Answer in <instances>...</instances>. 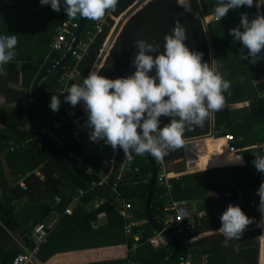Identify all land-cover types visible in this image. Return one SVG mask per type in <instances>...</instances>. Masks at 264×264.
Listing matches in <instances>:
<instances>
[{
	"label": "trees",
	"instance_id": "16d2710c",
	"mask_svg": "<svg viewBox=\"0 0 264 264\" xmlns=\"http://www.w3.org/2000/svg\"><path fill=\"white\" fill-rule=\"evenodd\" d=\"M125 1L126 3L122 6V9L133 0ZM200 2L203 17L213 14L217 0H200ZM260 11L264 12V7ZM244 13H247L251 19L257 14V8L243 6L232 9L220 21L214 20L205 23L202 22L201 15L185 12L183 7L178 6L176 0H152L140 8L124 24L123 30L118 40H116L114 51L111 52L112 54H110L100 71L101 75L110 79L131 75L135 71L132 63L136 51L133 46L134 42L138 39H144L149 43L159 44L158 51L163 52L164 36L170 34L175 21L179 19L186 28L187 39L184 41L186 46L192 51L203 53L202 59L204 61L209 63L215 61L222 65L220 68L225 72L220 71L221 74H223L224 79L227 77L226 80L231 81L229 91L223 93L225 99L222 109L212 113L206 119L203 127H192L195 129L194 133L191 136L184 134V141L199 138L209 132L217 136H212L210 139L213 141L212 150L204 149L205 141H202L204 150L198 154L193 168L206 169L199 166L201 159L213 155L219 148L229 146L227 143L228 135H231L229 142L232 147L240 148L238 154L241 155L245 163L242 159V162L229 164V167L199 170L172 178L170 180L172 188L169 194H166V190L156 183L150 210L160 226H164L165 220L171 214H174L173 209H167L169 196L171 199L180 201L198 196L202 189L210 187L208 177L214 175L220 177L221 182L230 183L223 188L225 195L219 201L224 202L240 195L241 203L239 206L247 216L254 218L261 215L258 211L259 196L257 195L260 176L253 160L255 159V153H261V143L264 138V59H259L255 64L244 60L243 57L247 55L248 50L246 48L241 49L243 45L240 42H234L229 34L230 27L237 21L240 22V17ZM3 16L2 14L0 17ZM107 27L104 25L105 31ZM4 28V24H0V36L4 35ZM50 37L51 33L46 36L48 40L45 41L47 46L45 51L49 48ZM98 41L96 49L100 47L101 39ZM27 48L29 49L25 51L26 54L32 50V47ZM63 52V48L52 52L45 61L43 60V54L47 52H43L36 57L30 55L24 58H20V54L17 53L13 61L0 67V94L6 98L7 104L5 109L0 106V159L4 155L7 168L11 170L16 178L22 177L26 187L24 189L19 184H15L16 181L12 185L4 184L2 187L0 186V222L5 227L4 229L0 228V259L10 262L17 253L22 251L16 245H11L10 248L5 250L4 245L10 243V236L4 231L8 229L12 233L19 234L16 236L28 241L25 234L30 231L32 225L26 231V228L22 229V224L26 223L31 217H34V221L39 222L50 208L49 205H45L41 201V205L38 206L39 202L37 200L39 198L44 195L47 197L46 200H56L53 197L57 195L59 204L62 209H65L73 197L78 194L80 195V202H86L96 197L104 198L103 204L92 214H86L82 205H80L74 208L72 214L66 218L68 223H77L79 230L76 231L78 232L76 236L80 237V241L84 245H90V242L96 237L104 236L106 242L100 241V244H104L105 249L114 250L119 244H123L125 247L124 251H121L122 256L118 257L117 261L115 260L116 262L112 264H118L117 262L128 264L132 260L139 261L140 264H158L168 253L170 242L168 241L167 246L162 248H153L147 242V238L152 235L153 229L147 222L145 208L150 182L149 172L151 170L146 157L133 153V160L125 159L122 161L120 158L122 153L118 151L114 161L111 162L110 157L108 158L109 163L114 165L111 171L112 178L107 181L103 179L105 183L102 185L92 184L102 178L100 174L104 156L89 154L74 149L65 143L60 144L46 130L41 121L39 109L32 94L33 80L43 69L52 65ZM96 52L91 48L89 55L84 54L79 60H77L78 56L75 55L68 58L65 66L72 68L69 65L73 66L78 62L77 67L80 70L75 79L69 80V87L72 84L82 83L93 64ZM261 56H264V50H262ZM14 62H22L19 69H21L25 78H22L20 86H17L18 74L16 70L18 68ZM64 69L65 67L61 66L58 71L45 76L37 83L36 93L39 102L54 126L63 135L82 147L99 148L100 146L97 144L89 142L84 133H74L68 124L59 121L58 118L64 113L54 115L49 107L56 87V78L60 76ZM5 70L7 71L6 75H4ZM10 83L16 86L14 88L8 87L7 85ZM67 84L66 88L68 89ZM248 99L250 100L249 105L245 106L242 101ZM64 105L66 103L61 99L60 106ZM211 118L213 121H211ZM160 119L161 127L170 122V117L162 116ZM86 121L87 118L82 119L81 122L87 126ZM175 151H169L168 153ZM232 152L234 153L233 149ZM176 156L173 155L171 158ZM155 160L157 161V159ZM135 167H137V170ZM210 167L223 166L211 165L207 168ZM29 170L33 173H29ZM36 173H39V175ZM194 180L199 181L193 186L192 181ZM113 183H116L114 188H112ZM38 189L44 191L39 194ZM23 198L30 201L25 202ZM15 201L22 202V204L17 203L12 206L11 202ZM122 201L131 204L130 211L134 215L135 223H137L132 228L133 233H140L139 243L142 242V244L147 245L144 248L148 249L142 254H137L140 245L136 252L127 251L128 243L132 240V237L125 236L124 225L126 220L118 213ZM250 203H254V206H251ZM100 212L106 214L105 225L94 228L93 221H96L97 214ZM194 215L193 222H189L185 229V234L189 237L198 235L201 231L210 227L214 221L209 218L210 215L200 218L196 216V212ZM215 226H220L219 221L216 222ZM254 231L256 234H251L252 236L250 235L249 238L254 239L259 235V228L254 229ZM168 232L176 240V250L167 264H176L174 263L176 256L184 248L180 245V236L177 231L169 229ZM218 239L216 244L210 242L208 237H201L189 243L188 247L193 258L190 264H256V262H251L252 259L257 257L258 248L256 244H246L239 248L235 244H238L241 238L230 240L228 242L230 247L235 246L233 252L232 249L226 248L227 246L224 245V238ZM96 242L95 245L97 246L99 242ZM28 244L31 245L29 241ZM42 246H44L43 250L47 249L50 243ZM42 246L40 250H42ZM52 246L54 245L52 244ZM82 249L85 248L82 247ZM51 251L55 252L54 250ZM229 252L234 254L231 255ZM238 254L242 255L239 256ZM203 255L208 256L207 262L203 263ZM99 263L111 264L106 258H102V262Z\"/></svg>",
	"mask_w": 264,
	"mask_h": 264
},
{
	"label": "clouds",
	"instance_id": "9594fccd",
	"mask_svg": "<svg viewBox=\"0 0 264 264\" xmlns=\"http://www.w3.org/2000/svg\"><path fill=\"white\" fill-rule=\"evenodd\" d=\"M176 2L185 12L192 11L191 0ZM40 3L50 5L56 12L63 7L69 19L79 15L100 21L107 12L116 10L118 0H40ZM243 6L256 7L257 14L251 19L247 13L242 14L239 25L229 29V34L234 42H240L248 50L243 59L255 64L264 59L261 56L264 50V12L260 11L264 0H217L213 15L218 22L229 10ZM186 39V28L177 19L170 34L164 36L163 52L158 51L159 44L144 39L134 42L136 51L132 63L135 71L131 75L110 79L90 70L81 84H72L65 91L67 95L63 100L71 106L84 103L90 140H103L114 151L122 149L129 161L133 160V153L138 156L147 153L163 160L169 151L182 147L186 130L203 127L212 113L222 109L223 93L229 91L231 81L224 79L219 71L222 65L204 61L203 53L186 46ZM78 41H81L80 37ZM17 44L15 35L0 36V67L14 60ZM60 104L59 96L52 95L49 107L54 115L64 113L62 116L68 118L79 117L68 104ZM39 115L42 121L40 112ZM162 116L170 117V122L161 127ZM229 160L242 162V157L229 156ZM253 164L258 172L264 173V153H255ZM257 195L258 211L264 222V181L260 183ZM253 220L239 205L229 204L220 215L219 232L224 236V245L241 238Z\"/></svg>",
	"mask_w": 264,
	"mask_h": 264
},
{
	"label": "crops",
	"instance_id": "0c3cea01",
	"mask_svg": "<svg viewBox=\"0 0 264 264\" xmlns=\"http://www.w3.org/2000/svg\"><path fill=\"white\" fill-rule=\"evenodd\" d=\"M136 1L137 0H133L129 5H127L125 8L122 9V6H124L126 1L125 0H118L116 10L107 12L105 17L100 21H93V20L86 18L84 27L81 30L79 36H80L81 42L83 43V45L86 48V51L84 54L89 55L91 48H93L94 50L97 51L96 55L94 57L93 64L96 61V59L98 58V56L102 50V47L105 45L110 34L112 33L111 27L113 26L114 22H116V21L118 22L121 18V15ZM38 4L40 7L38 6ZM199 4H200V8L202 10L201 2H199ZM35 6H37V7L33 10V8ZM2 14L4 16L0 17V24L1 25L4 24V26H5L3 34L4 35H15V36H17L18 44L16 46L15 51H16V53L20 54V58H24V57H27L30 55H31V57H36V56L41 55L43 52H47L46 54L45 53L43 54V60L45 61L48 59V57L51 55L52 52L59 51V49H53L51 47V41L55 38V36L58 32V27H59L62 19H64L66 17V13H65L63 7H61V10L59 12H56V11L51 9L50 5H41L40 0H0V16ZM213 17H214L213 14L207 15L206 17H203L204 22L206 23V19L213 18ZM1 19L5 20V22L1 21ZM81 19H82V17H80L79 15L75 18V20L78 21L79 23H80ZM96 23H103L104 25L108 26L107 30L105 31L106 28H103L104 29L103 32L95 33L93 30V27ZM89 30L93 31V36L91 38L88 37V31ZM50 33H51V37H50L51 41H50L49 46H48L49 48L47 49V51H45L47 48L45 41L48 40L46 38V36ZM120 33L121 32H118L115 34L114 39L109 44L107 52L104 55V57L106 59L103 58L102 63L99 65V67L96 71L100 72L101 69L104 67L108 57L110 56V54H112L111 52L114 51L116 40H118ZM100 39H101V42L99 45L100 47H98V49H96V43L99 42L98 40H100ZM41 44H42V48L40 50L37 49ZM27 47H32V50L28 51L26 54L25 51L29 49ZM35 47H36V49H34ZM31 52H32V54H31ZM84 54L75 55V56H78L77 60H79ZM67 61L65 63H63L61 66H64L65 69H74L77 72V76H78V73L80 72V70L77 67L78 62H76L75 65H73V66L67 64V65L72 67V68H69L68 66H65ZM14 64H16L17 68H18V70H16L17 74H18L17 86H20L22 83V78H25V75L22 73L21 69H19L22 62H14ZM93 64H92V66H93ZM61 66H60V68H61ZM92 66H91V68H92ZM91 68H90V70H91ZM58 70H56V71H58ZM62 73L63 72H61L60 76H57V78H56V87L54 90V95H58L59 97H60L61 74ZM6 74H7V71L5 70L4 75H6ZM69 84H70V81H68V84H67L68 87H69ZM7 86L14 88L16 85L13 83H10ZM10 100H12V99H10ZM64 102H65V100H64ZM65 103L68 104L71 108H73L74 112L77 115H80V113H81V110L79 107L80 103L78 105H76L75 107L71 106L67 102H65ZM0 106H2L4 109L7 106L6 98L2 94H0ZM78 118H80V117H78ZM58 120L68 124L70 126V129L72 131H74V133H76V132L84 133L86 135L87 139L89 140V142L95 143L98 146H100L99 148H93V149H98V150L99 149H107L106 147L100 145L99 143L93 142L92 140L89 139L90 129L86 125H84L83 122H81L82 119L80 121V120H76L73 118H68L66 116H60L58 118ZM211 121H213L212 118H211ZM211 127H212V123H211ZM48 131L53 136L55 135L51 130H48ZM194 131H195V129L191 128V130H186L184 134L191 136L192 133H194ZM208 136L217 137L212 132H209V133L199 137L198 139L194 140L195 150H190V149L185 150L186 148H184L182 145V147L177 149L175 152L168 153L166 156H164L163 160H157V161L155 160L157 172L160 173V172L164 171L166 173H171L172 178H177L178 176L183 175V174L196 172L199 170L211 169V168H206V169H199L198 168L197 169V168H193V166H192L193 162L196 164L198 154L202 150H204L203 149V142H202L203 138L208 137ZM188 141H193V139L192 138L187 139L184 141V143H187ZM227 143L229 145L228 139H227ZM230 146H232V145H230ZM230 146H228V148H230ZM84 148H86V147H84ZM120 152L122 153L120 158L122 161H124L126 158L123 155V151H120ZM107 155H110V154L103 155L104 157L102 159L101 174H100L102 177L101 179H104L106 181L108 179L112 178L111 177V171H112V168L114 166L113 164L111 165L109 163V160L107 159ZM173 155H177V156L174 158H171ZM237 155H240V154H237ZM143 156H145V155H143ZM0 160H1V162H0V171H1L0 186L1 187L4 184L12 185V184H14L15 181H16L15 184H19V185H20V183H23V184L25 183L23 181L22 177L16 178V176L11 172V170H9L7 168L4 155L1 156ZM146 160H147V157H146ZM147 162H148V160H147ZM243 162L245 163L244 159H243ZM244 163H242V164H244ZM149 165H150V163H149ZM232 166H234V165H232ZM225 167H229V166L213 167V168H225ZM150 168H151V166H150ZM135 169L137 170V167H135ZM30 172L33 173L31 170H29V173ZM36 174L39 175V173H36ZM149 176H151V170L149 172ZM40 178L43 180V177L41 175H40ZM113 178H114V176H113ZM170 180H169V182L171 183ZM198 181L199 180L192 181V185L194 186ZM96 183H97V181L93 182L92 184H96ZM208 184L210 185V187H208V188L205 187L204 189H202V191L198 193V196H194L192 198L190 197L189 199L182 200V201L187 203V206L190 208V211L192 213L193 219L195 217V215H194L195 212H196V216L198 218L208 216V215L211 216L209 218H212L214 220L212 222L213 224H211V226L208 227L207 229L203 228L204 231H201L198 234V238H201V237L207 238L208 237L210 239V242H212L213 244H216V243H218L216 241L219 239H218V237H213V235H214V233H219V227L220 226L216 227L215 225H216L217 221H219V223H220V215L222 214V212L224 210H226V209H221L219 206H221L224 202L233 200L234 198L231 200H225L224 202L219 201L225 195L223 192V188L230 183L229 182H221L220 177H218L217 175L209 176L208 177ZM100 185H102V184H100ZM158 186L165 189L164 186H161L159 184H158ZM171 188H172V185H171ZM37 191L39 192V194H41V191H44V190L38 189ZM169 192H167V190H166V194H169ZM46 198L47 197L43 195V197L39 198V200H37V201L39 202L38 206L41 205L40 201L44 202L45 205L50 206V208L48 209L46 214L39 221V222L46 223L50 228L51 234H50L49 242H47V243H50V246L44 250H43L44 246H42V250H40L39 255L36 256L37 259L33 261V264H100L99 262H102V258L108 259L109 263L112 264V263L117 261L118 257L122 256L121 251H124V248H125L124 245L119 244L117 246V248H115L114 250L113 249L107 250L104 248V246H105L104 244L103 245L100 244L101 243L100 241L106 242L104 236L96 237L93 241L90 242V245H84L83 242L80 241V237L76 236L78 234V232H76V231L79 230L77 223H68L66 221L67 216L71 215L72 213L71 214L65 213V209H62L61 205L58 202L59 198L57 197V195L53 197V198H56V200H46ZM79 198H80V195L76 194L73 197V199L70 201V203H68V205L66 207L70 206L71 210L73 211L74 208L82 205V208L85 210L86 214H92L93 211H95L98 207H100L101 204H103V202H104V200H103L104 198H101V197H96V198L88 200L86 202H80ZM23 201L29 202L30 200H28L27 198H23ZM45 201H47V202H45ZM171 201H179L180 202V200L171 199L169 196V198L167 199V204ZM122 202H125V201H122ZM17 203L22 204V202L15 201V202H11V205L14 206ZM121 204H120V206H121ZM201 212H204V213L200 214ZM105 219H106L105 217H103V216L99 217L97 215L96 221H93V227L97 228L98 226L105 225V222H106ZM193 219L190 222H193ZM35 222H37V221H34V217H31L30 219L27 220L26 223L22 224V229L26 228V231H28L30 229L31 225H33ZM135 224H137V223H135ZM259 224H260V222H259ZM0 228H2V229L5 228L1 222H0ZM4 232L6 234H8V236H10V243L9 244L6 243L4 245L5 250L10 248L11 245H16L18 248H20L22 250L21 252H23L29 246L27 240H23L22 237L20 238L19 236H16L19 234L12 233V231H10L8 229H6ZM13 234H15V235H13ZM133 234L135 236H137L139 239L140 233H136V234L133 233ZM208 235H210V236H208ZM243 238L244 237L242 236L241 239H243ZM95 241L99 242L97 244V246L95 245ZM52 244L54 246H52ZM246 244H253V242L247 243L243 240L242 242L240 241L238 243V245H235V246L241 248V247L245 246ZM145 246H147V245L142 244V242H141L140 247H139L140 250L137 252V254H142L143 252H145L148 249V248L147 249L144 248ZM82 247H84L85 249H82ZM51 250H54L55 252H53ZM102 250H104V251H102ZM127 251H129L128 248H127ZM229 254L233 255L234 253L229 252ZM207 259H208V256L203 255L202 261L204 260L206 262ZM11 260H10V262H11ZM192 260H193V258H192ZM10 262L3 261L0 259V264H10ZM117 263L120 264L119 262H117ZM128 264H132L131 261H129Z\"/></svg>",
	"mask_w": 264,
	"mask_h": 264
},
{
	"label": "built area",
	"instance_id": "2783aa9c",
	"mask_svg": "<svg viewBox=\"0 0 264 264\" xmlns=\"http://www.w3.org/2000/svg\"><path fill=\"white\" fill-rule=\"evenodd\" d=\"M79 26V22L75 19H69L67 16L62 19L59 27L58 32L55 38L51 41V47L53 49H66L69 43L71 42L72 38L74 37L75 31ZM103 23H96L93 27L95 33L103 32ZM93 36V31H88V37L91 38ZM86 51L85 46L81 41H78L74 46L73 50L71 51L72 55H82ZM77 77V72L74 69H65L61 74V82L62 88L60 89V100L66 96V84L69 80L75 79ZM65 92V93H64ZM76 120H80V118H74ZM228 140L231 138V135L227 136ZM100 145L108 148H111L107 145L103 140L98 141ZM231 148V147H230ZM236 151V149H235ZM116 156V152H112L110 154V161H114ZM172 178L171 173L166 172H157L156 173V183L164 186L167 192L171 190V183L169 180ZM105 181L100 179L97 181V185L103 184ZM22 188H26L23 183H20ZM116 183H113L114 188ZM241 197L237 195L234 197L233 200L224 202L221 206V209H226L229 204L240 205ZM259 204V203H258ZM251 206H254V203H250ZM131 204L129 202H122L121 206L119 207V215L126 220L124 225V234L126 237H132V240L128 243V249L131 252H136L138 246L140 245L139 239L137 236L133 234V226L135 225L134 215L130 211ZM167 209L174 210V214H171L167 220L164 222V226L162 230L168 232L169 229H175L180 236V245L184 248L183 251L177 254L174 263L176 264H190L192 262V252L189 249V243L194 242L198 239V235L189 237L185 234V229L187 228L189 222L193 219L192 213L190 208L187 206V203L184 201H171L167 204ZM65 213L71 214L72 210L70 206L65 208ZM201 212L200 214H203ZM99 217H105L104 212H100L98 214ZM192 223V222H191ZM50 234L49 226L44 222H36L32 225L30 231L25 234L28 241L30 242V246H28L23 252L17 253L15 255L10 264H33V261L36 260V256H38V252L40 247L48 242V237ZM147 242L153 248H162L167 246L168 239L162 233V231L154 230L152 235L147 238ZM132 264H140L139 261L132 260Z\"/></svg>",
	"mask_w": 264,
	"mask_h": 264
},
{
	"label": "water",
	"instance_id": "95a60500",
	"mask_svg": "<svg viewBox=\"0 0 264 264\" xmlns=\"http://www.w3.org/2000/svg\"><path fill=\"white\" fill-rule=\"evenodd\" d=\"M143 3V0H137L135 3H133L130 8H128L122 15L120 20L118 21L115 29L112 31V33L110 34L108 40L106 41L105 45L102 47V50L98 56V58L96 59V61L94 62L91 70L96 71L99 67V65L102 63V60L104 58V55L107 52V49L109 47V44L111 43V41L114 39V36L117 32V30L119 29V26L122 23L123 18H125L126 16L129 15L130 12H133V10L135 9V7H137L139 4V6H141V4ZM191 7H192V11L193 12H197L198 14H201V8H200V4L197 3V0H191ZM142 8V7H141ZM139 10V9H138ZM137 10V11H138ZM86 18H83L80 20L79 26L75 31L74 37L72 38L69 46L66 48V50L63 52V54L59 57V59L51 66H49L48 68L44 69L43 71H41L39 74H37V76L35 77V79L33 80V86H32V94L35 98V101L37 103L39 112L41 114L42 117V121L44 122V124L56 135V137L60 140L61 143H65L69 146H71L74 149L77 150H81L83 152L89 153V154H96V155H106V154H111L112 152H118V151H122L121 150H116L114 151L112 148H108V149H93V148H84L81 147L77 144H74L73 141H71L69 138H67L66 136H64L62 133H59L52 125V123L50 122V120L47 118L46 114L44 113V110L39 102L37 93H36V86L37 83L44 78L45 76L55 72L56 70H58L60 68V66L65 63L67 61V59L70 57V53L73 50L74 45L76 44L77 40L79 39V34L81 32V30L84 27ZM106 59V58H105ZM198 139V138H196ZM195 139H193V141H188L187 143L183 144V147L190 150H195ZM261 153H264V138H263V143L261 144ZM147 157L148 162L150 163L151 166V176H150V182H149V189L147 192V198H146V218H147V222L149 223L150 227L153 230L156 231H162V233L167 237L168 241L170 242V247H169V251L166 254V256L158 263V264H167L169 262V260H171L172 256L175 253L176 250V240L174 239V236L165 231L162 230V227L156 222L155 218L152 216L151 213V200H152V196H153V192L156 186V173H157V167H156V162L155 159L150 155V154H144ZM259 176H260V183L262 181H264V173L259 172ZM260 226L258 227L260 232L259 235L256 237L255 241L253 242L254 244L257 245L258 248V252H257V257L255 259L256 264H260V250H261V246L264 243V222L261 221V215H260ZM263 238V240H262Z\"/></svg>",
	"mask_w": 264,
	"mask_h": 264
},
{
	"label": "rangeland",
	"instance_id": "374dc122",
	"mask_svg": "<svg viewBox=\"0 0 264 264\" xmlns=\"http://www.w3.org/2000/svg\"><path fill=\"white\" fill-rule=\"evenodd\" d=\"M149 0H143V3L141 4V6H137V7H135V9L133 10V12H130L129 13V15L128 16H126L125 18H123V20H122V23H121V25L119 26V29L117 30V32L116 33H118V32H121L122 30H123V27H124V24L134 15V14H136L138 11V9H140L141 7H143L144 5H146L147 3L146 2H148ZM199 4V3H198ZM38 6H39V4H38ZM37 6H35L34 8H33V10L36 8ZM40 7V6H39ZM130 8V7H129ZM124 12V11H123ZM191 13H194L195 15H201V14H197V12H193V11H191ZM201 20H202V22H204V19H203V16L201 15ZM215 20V18L213 17V18H208V19H206V23L207 22H213ZM1 21H4L5 22V20H3V19H1ZM117 21L116 22H114V24H113V26L111 27V29H112V31L115 29V27H116V25H117ZM238 23H240V22H238L237 21V23H234L231 27H230V29L231 28H233V27H236V26H238L239 24ZM222 38V37H221ZM40 44V43H39ZM38 44V45H39ZM37 45V46H38ZM42 48V45H40L37 49H41ZM241 49H245L244 47H242ZM105 58V57H104ZM211 59H212V56H211ZM213 60V59H212ZM217 64H218V62H216ZM219 71H221V72H225V70H222L221 68L219 69ZM89 73V72H88ZM225 79H227V77L225 78ZM83 82V81H82ZM249 102H250V100L248 99V100H245V101H242V103L245 105V106H248L249 105ZM240 105H241V103H240ZM79 107H80V110H81V113H80V115H79V117L81 118V119H86L87 118V113H86V111H85V105H84V103L83 102H81L80 104H79ZM211 137L212 136H208V137H206V138H203V140L205 141V143H204V149H206V150H212V146H213V141H211L210 139H211ZM231 144H230V142H229V146H230ZM255 146H257V145H255ZM255 146H252V147H255ZM259 146H260V144H259ZM232 149H233V151H234V153L232 152V149L231 148H228V146H226L225 148L223 147V148H219V149H217L214 153H213V155L211 154V156H209V157H207V158H204V159H201V161H200V163H199V166L200 167H202V168H207V167H209V166H211V165H220V166H228L229 164H233V163H236L237 161H235V160H229V156H230V158H232V157H238V150L240 149V148H235L234 146L232 147V146H230ZM235 149H236V151H235ZM236 153V154H235ZM198 154V153H197ZM234 154V155H233ZM110 156L109 155H107V159L109 158ZM106 158V157H105ZM106 160V159H105ZM207 160H211V161H207ZM192 166L194 167L195 166V163L193 162V164H192ZM210 168H213V167H210ZM259 222H260V216H257V217H254V220H253V223H251L250 225H248L247 226V228H246V230L244 231V233H243V239H241L240 241L242 242L243 240L245 241V242H247V243H250V242H254L255 241V239L256 238H254V239H252V238H249L250 237V235L251 234H256V232L254 231V229H256V228H258V224H259ZM208 236H210V235H208ZM252 236V235H251ZM213 237H218V238H224L223 237V235L219 232V233H214V235H213ZM239 241V242H240ZM235 245H238V244H235ZM225 248V247H224ZM226 248H230V249H232V251L234 252L235 251V246H233V247H230V245H229V243L227 244V247ZM237 250V249H236ZM239 256H241L242 254H238ZM236 257H237V255H236ZM206 259V258H205ZM234 259H236V258H234ZM205 261L203 260V263H204ZM207 262V261H206ZM251 262H253V263H255V259H252L251 260Z\"/></svg>",
	"mask_w": 264,
	"mask_h": 264
},
{
	"label": "bare ground",
	"instance_id": "6f19581e",
	"mask_svg": "<svg viewBox=\"0 0 264 264\" xmlns=\"http://www.w3.org/2000/svg\"><path fill=\"white\" fill-rule=\"evenodd\" d=\"M140 5V4H139ZM138 5V6H139ZM206 138V137H205ZM202 168V167H201ZM263 240V238H262ZM260 264H264V243L261 246V250H260Z\"/></svg>",
	"mask_w": 264,
	"mask_h": 264
}]
</instances>
